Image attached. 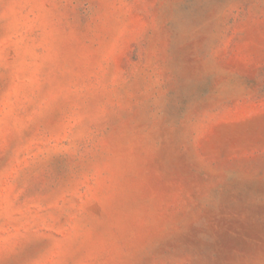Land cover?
<instances>
[{
    "label": "rangeland",
    "instance_id": "obj_1",
    "mask_svg": "<svg viewBox=\"0 0 264 264\" xmlns=\"http://www.w3.org/2000/svg\"><path fill=\"white\" fill-rule=\"evenodd\" d=\"M0 264H264V0H0Z\"/></svg>",
    "mask_w": 264,
    "mask_h": 264
}]
</instances>
